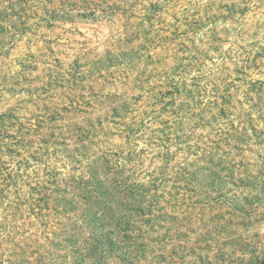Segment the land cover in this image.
I'll use <instances>...</instances> for the list:
<instances>
[{
	"label": "rangeland",
	"instance_id": "374dc122",
	"mask_svg": "<svg viewBox=\"0 0 264 264\" xmlns=\"http://www.w3.org/2000/svg\"><path fill=\"white\" fill-rule=\"evenodd\" d=\"M264 0H0V264H262Z\"/></svg>",
	"mask_w": 264,
	"mask_h": 264
},
{
	"label": "water",
	"instance_id": "95a60500",
	"mask_svg": "<svg viewBox=\"0 0 264 264\" xmlns=\"http://www.w3.org/2000/svg\"><path fill=\"white\" fill-rule=\"evenodd\" d=\"M262 264H264V262Z\"/></svg>",
	"mask_w": 264,
	"mask_h": 264
}]
</instances>
